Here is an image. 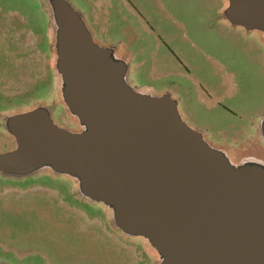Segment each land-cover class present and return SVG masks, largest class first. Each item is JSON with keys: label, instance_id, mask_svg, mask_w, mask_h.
Returning <instances> with one entry per match:
<instances>
[{"label": "rangeland", "instance_id": "1", "mask_svg": "<svg viewBox=\"0 0 264 264\" xmlns=\"http://www.w3.org/2000/svg\"><path fill=\"white\" fill-rule=\"evenodd\" d=\"M223 5L0 0V157L19 147L10 122L19 115L42 113L54 126L88 133L66 99L76 77L65 69L61 35L76 22L93 45L121 54L119 83L128 91L168 100L179 125L211 148L231 149L236 174L264 178V32L236 25ZM51 168L0 177V264H167L152 240L122 228L116 204Z\"/></svg>", "mask_w": 264, "mask_h": 264}, {"label": "water", "instance_id": "2", "mask_svg": "<svg viewBox=\"0 0 264 264\" xmlns=\"http://www.w3.org/2000/svg\"><path fill=\"white\" fill-rule=\"evenodd\" d=\"M233 22L264 31V0H230ZM63 61L76 81L66 99L88 133L42 113L12 118L19 147L8 170L42 163L81 179L84 192L116 204L117 220L169 255L167 264H264V178L236 174L203 138L179 125L164 98L136 97L122 65L74 22L63 27Z\"/></svg>", "mask_w": 264, "mask_h": 264}, {"label": "crops", "instance_id": "3", "mask_svg": "<svg viewBox=\"0 0 264 264\" xmlns=\"http://www.w3.org/2000/svg\"><path fill=\"white\" fill-rule=\"evenodd\" d=\"M224 2V5H223V8H224V12L225 13H229L231 10H232V4H231V1L230 0H223ZM241 28H244L242 26H240ZM246 29V28H244ZM257 30V29H256ZM121 61H122V56L119 52H117L116 50H112V51H107V63L109 65H121ZM150 94V93H149ZM152 96V95H151ZM150 96V97H151ZM145 97H148L147 94L146 96L144 97H141V98H145ZM152 97H155V96H152ZM177 121L179 122V119H178V116H177ZM203 138V137H202ZM204 142L208 145L209 143H207L205 141V138H203ZM209 146V145H208ZM210 147V146H209ZM211 148V147H210ZM213 151L216 150L217 153H220L226 160H228V156L230 155L231 153V149L229 147H225L223 145H221L218 149H214V148H211Z\"/></svg>", "mask_w": 264, "mask_h": 264}, {"label": "flooded vegetation", "instance_id": "4", "mask_svg": "<svg viewBox=\"0 0 264 264\" xmlns=\"http://www.w3.org/2000/svg\"><path fill=\"white\" fill-rule=\"evenodd\" d=\"M230 18L232 17L231 15H228ZM237 25V24H236ZM240 26V25H239ZM243 27V26H242ZM244 28H246V27H244ZM247 29V28H246ZM261 31H263V30H261ZM264 32V31H263ZM13 121L14 120H10V122L12 123V126L14 125L13 124ZM264 123V122H263ZM13 128V127H12ZM17 137V136H16ZM18 139V138H17ZM19 143V142H18ZM215 152H216V150H214ZM14 152V151H13ZM36 170V172H40V173H45V171H37V169H35ZM34 170V171H35ZM54 171H57V170H55V169H50V170H48V171H46V173H53ZM32 172V171H31ZM17 173H19V174H17ZM27 173V171H16V170H8V169H6V170H4V169H0V177H6V178H14V179H18V180H21L22 178H25V177H27L28 175L26 174ZM13 180V179H12ZM131 236H135V235H131Z\"/></svg>", "mask_w": 264, "mask_h": 264}]
</instances>
